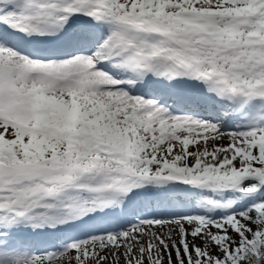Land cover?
Segmentation results:
<instances>
[{"label":"snow or ice","instance_id":"snow-or-ice-1","mask_svg":"<svg viewBox=\"0 0 264 264\" xmlns=\"http://www.w3.org/2000/svg\"><path fill=\"white\" fill-rule=\"evenodd\" d=\"M0 264H264V0H0Z\"/></svg>","mask_w":264,"mask_h":264}]
</instances>
